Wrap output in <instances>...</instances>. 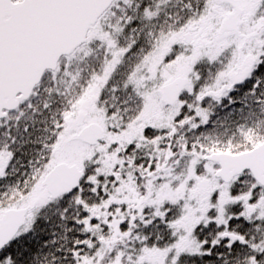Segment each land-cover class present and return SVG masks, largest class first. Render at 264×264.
I'll use <instances>...</instances> for the list:
<instances>
[{
	"label": "snow or ice",
	"instance_id": "snow-or-ice-1",
	"mask_svg": "<svg viewBox=\"0 0 264 264\" xmlns=\"http://www.w3.org/2000/svg\"><path fill=\"white\" fill-rule=\"evenodd\" d=\"M0 264H264V0H0Z\"/></svg>",
	"mask_w": 264,
	"mask_h": 264
}]
</instances>
